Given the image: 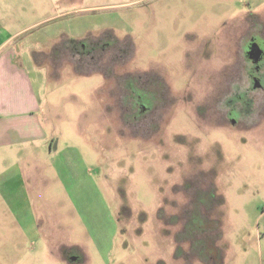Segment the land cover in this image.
<instances>
[{
	"label": "rangeland",
	"instance_id": "rangeland-1",
	"mask_svg": "<svg viewBox=\"0 0 264 264\" xmlns=\"http://www.w3.org/2000/svg\"><path fill=\"white\" fill-rule=\"evenodd\" d=\"M4 1L6 20L34 21ZM65 9L42 26L73 31L43 38L59 52L33 54L54 150L36 156L29 199L54 250L32 264H264V121L240 130L229 110L264 92V59L248 64L264 0H64L37 15ZM241 60L251 70L235 81ZM180 238L194 255L174 261Z\"/></svg>",
	"mask_w": 264,
	"mask_h": 264
},
{
	"label": "crops",
	"instance_id": "crops-1",
	"mask_svg": "<svg viewBox=\"0 0 264 264\" xmlns=\"http://www.w3.org/2000/svg\"><path fill=\"white\" fill-rule=\"evenodd\" d=\"M61 1L64 0H23L21 7L33 6L32 12L36 15L29 24L27 17L16 14L13 21L6 20V11L0 8V264L7 259L13 264H32L38 260L36 252L39 251L41 255H53L54 249L48 238L41 237L37 208L32 210L29 199L37 182L35 173L31 172L37 162L36 156L47 154L48 144L51 153L54 150L42 119L41 93L48 81L47 65L39 62L37 55L33 54H42L41 58L48 61L49 54L60 49L57 44L45 42L43 38L53 35L57 38L64 32H73L65 25L42 27L70 15L71 9L56 13L51 10V13L38 18L39 5L52 8ZM0 5L4 6L5 1L0 0ZM86 8L97 9L99 6ZM79 11L75 9L74 13ZM37 28L41 29L38 31L42 32L40 36L30 37L31 31ZM61 47L68 50L63 45ZM27 212H32L33 217L24 215ZM193 240H175L174 245H185L183 249L186 252L174 249V261L194 255ZM38 245L42 247L37 251Z\"/></svg>",
	"mask_w": 264,
	"mask_h": 264
},
{
	"label": "flooded vegetation",
	"instance_id": "flooded-vegetation-1",
	"mask_svg": "<svg viewBox=\"0 0 264 264\" xmlns=\"http://www.w3.org/2000/svg\"><path fill=\"white\" fill-rule=\"evenodd\" d=\"M251 16L252 17H248V20L249 21L253 20L254 24L256 25V21L257 20L260 21V19H259V17L261 16L260 13L259 12H253V14ZM250 30H251L250 32H260L259 31V27H254V28H251ZM240 31L244 32L245 29L242 28V29H240ZM257 40H259L260 43H259L258 46L254 47L253 44ZM248 47H252V50H250V57H249L250 60L248 61L249 65L250 64L253 65L256 62V60H258V58L259 59H262V58L264 59V34H259V33L258 34H253L252 37H251V43L249 44ZM242 62L244 63L243 65H242ZM244 65H245V61L241 60L240 64L238 63V66L233 68V70L231 72V75L233 76V79L235 81H236V79L239 80V81H242L244 76H245V74L246 73L249 74V71L251 69H247ZM161 83H162V89H163V86L165 85V83L164 82H161ZM239 84H240V82H239ZM231 85H232V83H230V87H231ZM261 89H263L262 85H261ZM241 90H239V91H241ZM242 91L243 92H239L240 93L239 94V101L240 102H244L245 107L239 113L233 107L229 109V110H231L230 111V113H231L230 114V117H231L230 120L233 123L232 125L235 126L234 124H236L237 120H238V122L240 121L241 114L243 113L245 115V118H243V119L241 118V121L245 125L242 126L240 128V130H244V129H249L250 130L251 128L252 129L257 128L261 124V122L264 121V92H262V94L258 93V92H255L254 94H251V92H247V91H244V90H242ZM157 96H158V92H149L147 94V96L144 97V100L148 98L147 100H150V102H151L154 99L155 100L156 99H160V98H155ZM232 101H233V99H232ZM151 106H152V103H148L147 108L150 110V108H152ZM251 113L253 114L252 118L251 119H246L247 115H250ZM238 115H239V118H237ZM251 120H252V122L248 124L247 122H250Z\"/></svg>",
	"mask_w": 264,
	"mask_h": 264
},
{
	"label": "water",
	"instance_id": "water-1",
	"mask_svg": "<svg viewBox=\"0 0 264 264\" xmlns=\"http://www.w3.org/2000/svg\"><path fill=\"white\" fill-rule=\"evenodd\" d=\"M259 43H260V41H259V40H257L256 42H254L253 46H254V47H256V46H258V45H259Z\"/></svg>",
	"mask_w": 264,
	"mask_h": 264
}]
</instances>
